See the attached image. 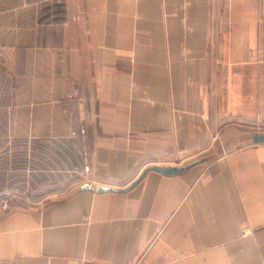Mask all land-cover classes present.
<instances>
[{
    "label": "crops",
    "instance_id": "crops-1",
    "mask_svg": "<svg viewBox=\"0 0 264 264\" xmlns=\"http://www.w3.org/2000/svg\"><path fill=\"white\" fill-rule=\"evenodd\" d=\"M81 98L119 174L263 124L264 0H0V185L24 188L8 206L0 190V264H264V143L240 129L181 174L27 205L18 137L48 135L49 103L79 118Z\"/></svg>",
    "mask_w": 264,
    "mask_h": 264
},
{
    "label": "rangeland",
    "instance_id": "rangeland-1",
    "mask_svg": "<svg viewBox=\"0 0 264 264\" xmlns=\"http://www.w3.org/2000/svg\"><path fill=\"white\" fill-rule=\"evenodd\" d=\"M73 95L70 89L64 92L61 99L67 97V104L70 105ZM54 96H57V93H54ZM61 99L59 98V100ZM81 101H84V103L80 106L86 108V113H82L79 118L74 117V119L70 116L71 106H64L60 103V106H57L58 103H49L47 105L48 119L46 121L48 135L46 137H18L20 138L17 139L19 142L18 148L11 152V155L14 159H19L20 163H27V200L22 199L27 202V205L44 204L54 197L67 196L85 184L126 186L139 175L147 162L153 164V162H157L156 160H160L161 162H168L167 164L181 165L206 156L207 159L198 164L204 165L220 157L221 154H218L214 147L226 139L227 133H234L240 129V131L249 132L246 136L249 138L251 136L250 131H264V123L237 125L235 124L237 121L232 119L230 120L232 125L223 122V125L218 129L219 132L212 146L201 152L184 158L179 157L178 153H176L175 160H169L167 153L159 155L149 154L150 156L145 154L136 162L135 166L119 174L114 172H119V169L109 168L102 163L100 156L104 155V153L96 150L95 144L99 137L93 135L94 122L87 111L91 104H87L85 99ZM41 121V127H43L44 121ZM41 121L39 120V122ZM39 125L37 126L38 128ZM1 139L6 143L4 137H0ZM6 155L7 153L0 152V156L3 158ZM168 160L172 162L169 163ZM30 177L31 179L29 180L28 178ZM16 179L20 181L22 177L16 175ZM22 186L23 183L11 186L5 183L1 184L0 190L7 189L9 191V194L3 199V205L8 206L9 203L14 202V193H18V190L24 191ZM8 197L10 198L6 201ZM16 197H19L18 194Z\"/></svg>",
    "mask_w": 264,
    "mask_h": 264
},
{
    "label": "water",
    "instance_id": "water-1",
    "mask_svg": "<svg viewBox=\"0 0 264 264\" xmlns=\"http://www.w3.org/2000/svg\"><path fill=\"white\" fill-rule=\"evenodd\" d=\"M251 138L247 140L244 144H258V143H264V131L260 130H253L250 131ZM214 150L218 154H223L224 153V148L222 143H218L215 145ZM207 159L206 156L196 159L193 161H189L185 164H167V163H154L147 165L142 169V171L139 173V175L127 186L125 187H120V186H110L106 184H85L80 186L76 191L79 190H88V191H94V192H107V191H112V192H127L131 189H133L137 184H139L147 175L148 172L150 171H157L161 174L172 176V175H178L181 174L191 167L204 162Z\"/></svg>",
    "mask_w": 264,
    "mask_h": 264
},
{
    "label": "built area",
    "instance_id": "built-area-1",
    "mask_svg": "<svg viewBox=\"0 0 264 264\" xmlns=\"http://www.w3.org/2000/svg\"><path fill=\"white\" fill-rule=\"evenodd\" d=\"M9 198H10V197H8V198L6 199V201H8ZM5 203H7V202H5Z\"/></svg>",
    "mask_w": 264,
    "mask_h": 264
}]
</instances>
